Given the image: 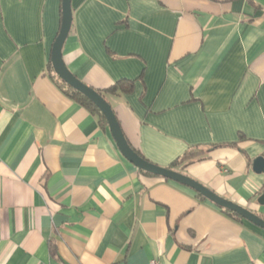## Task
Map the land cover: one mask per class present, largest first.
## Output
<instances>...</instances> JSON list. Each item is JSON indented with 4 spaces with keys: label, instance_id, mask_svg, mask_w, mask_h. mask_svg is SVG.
<instances>
[{
    "label": "crops",
    "instance_id": "1",
    "mask_svg": "<svg viewBox=\"0 0 264 264\" xmlns=\"http://www.w3.org/2000/svg\"><path fill=\"white\" fill-rule=\"evenodd\" d=\"M61 0H0V264H264V232L141 173L48 74ZM66 68L103 91L127 143L263 214L264 0H70ZM243 135L245 140H239ZM210 146H215L210 149Z\"/></svg>",
    "mask_w": 264,
    "mask_h": 264
},
{
    "label": "water",
    "instance_id": "2",
    "mask_svg": "<svg viewBox=\"0 0 264 264\" xmlns=\"http://www.w3.org/2000/svg\"><path fill=\"white\" fill-rule=\"evenodd\" d=\"M69 4L70 0H61L60 27L59 30H57L58 33L53 43H51L52 46L49 55V61L53 73L59 79L58 81L63 82L65 85L71 88V90H74L75 92L81 94L99 110L101 116L104 117L107 123V128L112 137V140L114 141L115 146L122 157L137 170L145 172L152 176L160 177L164 180L177 183L183 187H188L215 207L236 214L245 222L250 223L251 225L264 232V221L256 214L252 213L251 210L249 211L242 206H237V204L221 198L220 196L216 195L215 193L202 186L195 180L187 177L186 175H182L177 171L151 164L143 158L139 157L137 153L133 152V150L125 140L121 128H119V123L114 116L115 114L111 106L94 89L86 86L84 83L78 80L63 63L61 56L62 48L70 33L69 29H71L72 24V11ZM250 168V172H252L253 174L264 176V155H260L252 159ZM256 203L262 208L264 207V190L257 196Z\"/></svg>",
    "mask_w": 264,
    "mask_h": 264
},
{
    "label": "trees",
    "instance_id": "3",
    "mask_svg": "<svg viewBox=\"0 0 264 264\" xmlns=\"http://www.w3.org/2000/svg\"><path fill=\"white\" fill-rule=\"evenodd\" d=\"M47 69H48V74L51 75L53 79L56 78L57 80H59L53 73L50 61L48 62ZM134 83H135L134 79L133 80L122 79V80L115 82L113 84V86H111L110 88H108L106 90H103V91H96L95 90V91L106 101V99H105L106 95L119 97V96L128 95V94L132 93L133 88H134ZM59 88L62 90V93H64L73 102L77 103V105H80L81 107L86 109L89 113L94 115L97 118L101 128H107V123H106L104 117L101 116V113L99 112V110L93 104H91V102H89L86 98H84L78 92L71 90V88H69L67 85H65L61 81H60ZM238 138L241 141L245 140L243 135H239ZM212 147H215V146H210V149ZM130 148L133 150V152L137 153V155L139 157L143 158L142 155L140 154V152L136 151L132 147H130ZM206 157H207L206 151L204 149H202V147H200V146L190 147V148L186 149V151L182 155H180L176 160H174V162H171L170 166L167 169H170V170H175L177 168L185 169L186 166L188 167L195 162L205 160ZM140 172L147 174V173L142 172V171H140ZM147 175H149V174H147ZM195 197H196L195 199H197L200 202L206 201L205 199H203V197H201L198 194H195ZM218 211H220L221 213H223L224 215H226L227 217H229L230 219H232L236 222L243 223V221H244L239 216H237L236 214H234L232 212L222 210L220 208H218ZM256 215L264 221V215L263 214H256Z\"/></svg>",
    "mask_w": 264,
    "mask_h": 264
},
{
    "label": "built area",
    "instance_id": "4",
    "mask_svg": "<svg viewBox=\"0 0 264 264\" xmlns=\"http://www.w3.org/2000/svg\"><path fill=\"white\" fill-rule=\"evenodd\" d=\"M148 264H156L155 260H151L150 262H148Z\"/></svg>",
    "mask_w": 264,
    "mask_h": 264
}]
</instances>
